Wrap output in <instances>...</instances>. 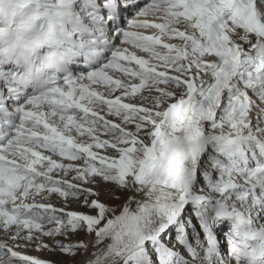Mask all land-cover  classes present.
<instances>
[{
    "label": "snow or ice",
    "instance_id": "6c2138e0",
    "mask_svg": "<svg viewBox=\"0 0 264 264\" xmlns=\"http://www.w3.org/2000/svg\"><path fill=\"white\" fill-rule=\"evenodd\" d=\"M0 264H264V0H0Z\"/></svg>",
    "mask_w": 264,
    "mask_h": 264
},
{
    "label": "rangeland",
    "instance_id": "374dc122",
    "mask_svg": "<svg viewBox=\"0 0 264 264\" xmlns=\"http://www.w3.org/2000/svg\"><path fill=\"white\" fill-rule=\"evenodd\" d=\"M52 197H55V201H51ZM50 201L53 203L54 206L56 205V207H64L65 206L64 200L57 195L51 196ZM40 202H45V201L41 200ZM65 210L66 211H84L85 209L82 208L76 201L70 199L67 203V207ZM47 227H51V225H49ZM43 239H44L45 243H48V244L52 243V238L45 237ZM58 239H60V238H58ZM73 239H75V238H73ZM17 250L21 251L22 253L26 252L23 248H20ZM28 251L30 254L37 255L41 259H45V260H49V261H53V262H60V261L67 259V257L64 256L63 254H61L59 251H55V252H50L48 250L37 251L35 248V245L28 247Z\"/></svg>",
    "mask_w": 264,
    "mask_h": 264
},
{
    "label": "bare ground",
    "instance_id": "6f19581e",
    "mask_svg": "<svg viewBox=\"0 0 264 264\" xmlns=\"http://www.w3.org/2000/svg\"><path fill=\"white\" fill-rule=\"evenodd\" d=\"M51 201H55V197H52L51 198ZM56 206V205H55ZM26 252L24 254L26 255H31V256H37V255H34V254H30L29 251H28V247L27 248H23ZM38 257V256H37Z\"/></svg>",
    "mask_w": 264,
    "mask_h": 264
}]
</instances>
